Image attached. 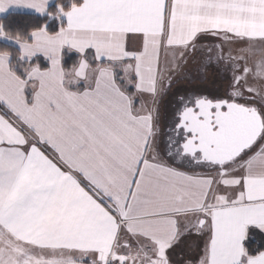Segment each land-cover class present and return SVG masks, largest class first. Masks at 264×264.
<instances>
[{"label": "snow or ice", "instance_id": "snow-or-ice-1", "mask_svg": "<svg viewBox=\"0 0 264 264\" xmlns=\"http://www.w3.org/2000/svg\"><path fill=\"white\" fill-rule=\"evenodd\" d=\"M0 264H264V0H0Z\"/></svg>", "mask_w": 264, "mask_h": 264}, {"label": "crops", "instance_id": "crops-1", "mask_svg": "<svg viewBox=\"0 0 264 264\" xmlns=\"http://www.w3.org/2000/svg\"><path fill=\"white\" fill-rule=\"evenodd\" d=\"M195 82V86L199 89L207 90V91H223V89L226 87V82L224 80L222 73H217L214 68H209L207 70L206 78L200 79V80H193ZM184 85L188 83H183ZM191 85L190 86H194Z\"/></svg>", "mask_w": 264, "mask_h": 264}, {"label": "trees", "instance_id": "trees-1", "mask_svg": "<svg viewBox=\"0 0 264 264\" xmlns=\"http://www.w3.org/2000/svg\"><path fill=\"white\" fill-rule=\"evenodd\" d=\"M30 22L26 16L9 17L5 20L6 24H11L12 27H22Z\"/></svg>", "mask_w": 264, "mask_h": 264}, {"label": "rangeland", "instance_id": "rangeland-1", "mask_svg": "<svg viewBox=\"0 0 264 264\" xmlns=\"http://www.w3.org/2000/svg\"><path fill=\"white\" fill-rule=\"evenodd\" d=\"M193 65H194V64H193ZM190 67H191L192 69H194V66L190 65ZM195 82H196V81L192 82L191 85H194ZM177 88H178V89L180 90V92L182 93L183 90L186 89V88H197V87H196L195 85H194V86H190V84H189V85H187V84L184 85L183 83H181V84L177 85ZM210 92H214V91H210Z\"/></svg>", "mask_w": 264, "mask_h": 264}, {"label": "flooded vegetation", "instance_id": "flooded-vegetation-1", "mask_svg": "<svg viewBox=\"0 0 264 264\" xmlns=\"http://www.w3.org/2000/svg\"><path fill=\"white\" fill-rule=\"evenodd\" d=\"M192 66H194V69L193 70H195L197 67H199V65H197V64H194Z\"/></svg>", "mask_w": 264, "mask_h": 264}]
</instances>
